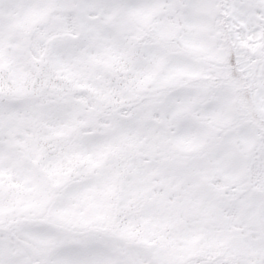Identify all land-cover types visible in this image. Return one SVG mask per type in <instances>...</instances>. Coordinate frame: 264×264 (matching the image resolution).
Wrapping results in <instances>:
<instances>
[{"label": "snow or ice", "instance_id": "6c2138e0", "mask_svg": "<svg viewBox=\"0 0 264 264\" xmlns=\"http://www.w3.org/2000/svg\"><path fill=\"white\" fill-rule=\"evenodd\" d=\"M0 264H264V0H0Z\"/></svg>", "mask_w": 264, "mask_h": 264}]
</instances>
